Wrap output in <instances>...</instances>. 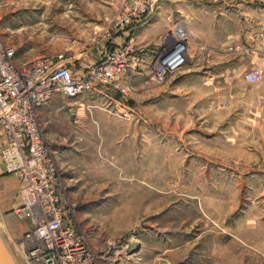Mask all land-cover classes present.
Instances as JSON below:
<instances>
[{
  "label": "rangeland",
  "instance_id": "obj_1",
  "mask_svg": "<svg viewBox=\"0 0 264 264\" xmlns=\"http://www.w3.org/2000/svg\"><path fill=\"white\" fill-rule=\"evenodd\" d=\"M163 1L118 26L129 0H0V34L17 66L63 54L87 55L90 65L98 57L89 77L134 47L113 81L67 100L68 148L57 149L39 110L65 224L98 254L97 264H264V77L244 79L264 72V0H165L184 17L176 14L146 71L151 47L138 38ZM182 34L185 62L164 71ZM208 36L215 49L203 43ZM5 145L0 127V180H8L0 201L11 189L16 202L3 215L23 234L16 250L1 238L16 264H43L26 254L33 225L16 214L23 184L4 169Z\"/></svg>",
  "mask_w": 264,
  "mask_h": 264
},
{
  "label": "built area",
  "instance_id": "obj_2",
  "mask_svg": "<svg viewBox=\"0 0 264 264\" xmlns=\"http://www.w3.org/2000/svg\"><path fill=\"white\" fill-rule=\"evenodd\" d=\"M159 2L129 0L127 16L117 25L126 26L134 19L154 14ZM180 39L167 52L164 71L184 64L185 35ZM130 51L134 52L133 45L103 67L92 70L89 77L78 80L68 68L64 54L17 66L16 50L9 48L0 34V127L6 133L1 158L5 171L23 184L22 205L16 214L20 220L31 221L33 225L24 236L30 246L26 254L31 260L40 258L43 264H97L98 254H92L86 240L65 224L64 205L52 188L53 160L45 147L39 110L54 95L67 100L93 91L100 81H113L120 68L130 66L127 57ZM262 56L264 59V50ZM263 75V71L252 70L244 79L257 84L263 80Z\"/></svg>",
  "mask_w": 264,
  "mask_h": 264
},
{
  "label": "crops",
  "instance_id": "obj_3",
  "mask_svg": "<svg viewBox=\"0 0 264 264\" xmlns=\"http://www.w3.org/2000/svg\"><path fill=\"white\" fill-rule=\"evenodd\" d=\"M176 14L177 16H179L180 14L183 16L184 10L177 9L174 12L172 9L168 8V5L164 0L159 7L158 13L150 18L149 22L142 30V33L138 38L139 43L144 44L145 47H151V50L148 51L145 57L146 71L147 69L152 68V63L155 57L162 51V38L164 37V35L178 25L179 21ZM208 37V40H204L205 38L203 39V43H208L211 48L216 47V41L214 38L215 36L212 39L211 36ZM122 41V37L115 39V43L121 44ZM86 57L87 55H81L73 61L68 60V65L71 67L72 73L76 78L84 77L86 71L89 69V67H91L90 65H93L99 59L98 57L92 58V64L88 65V60L86 59ZM76 64H78L79 67H77ZM222 79L226 83H228V81H232V78L230 77H225ZM212 81L216 82L217 78H213ZM61 99L62 98H60L58 95H54L51 101L46 106L40 109V114L45 122L47 134H49L48 137H52L53 140L56 141V144L60 141V143L57 144V149L68 148V99H62L63 101L67 102H61ZM2 170L3 168L0 167V172ZM0 181V184H2L3 182H6L8 180L7 178H2ZM11 193H13L11 189H4L2 191V195L5 194V197L0 201V236H3V240H5V243L8 244L7 246L9 248L11 247L16 250L15 240L19 238V235L22 236L23 230H13L10 225V219L3 215L5 212L11 210L16 205V202L11 200ZM26 225L29 226L28 224ZM9 250L10 249H8V251Z\"/></svg>",
  "mask_w": 264,
  "mask_h": 264
},
{
  "label": "water",
  "instance_id": "obj_4",
  "mask_svg": "<svg viewBox=\"0 0 264 264\" xmlns=\"http://www.w3.org/2000/svg\"><path fill=\"white\" fill-rule=\"evenodd\" d=\"M0 264H16L0 236Z\"/></svg>",
  "mask_w": 264,
  "mask_h": 264
},
{
  "label": "bare ground",
  "instance_id": "obj_5",
  "mask_svg": "<svg viewBox=\"0 0 264 264\" xmlns=\"http://www.w3.org/2000/svg\"><path fill=\"white\" fill-rule=\"evenodd\" d=\"M76 80V79H75ZM76 98V97H75ZM70 99V98H69Z\"/></svg>",
  "mask_w": 264,
  "mask_h": 264
}]
</instances>
